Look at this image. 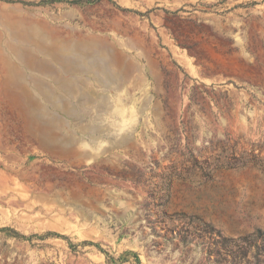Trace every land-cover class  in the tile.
Here are the masks:
<instances>
[{"label": "rangeland", "instance_id": "374dc122", "mask_svg": "<svg viewBox=\"0 0 264 264\" xmlns=\"http://www.w3.org/2000/svg\"><path fill=\"white\" fill-rule=\"evenodd\" d=\"M0 0V264H264V0Z\"/></svg>", "mask_w": 264, "mask_h": 264}, {"label": "trees", "instance_id": "16d2710c", "mask_svg": "<svg viewBox=\"0 0 264 264\" xmlns=\"http://www.w3.org/2000/svg\"><path fill=\"white\" fill-rule=\"evenodd\" d=\"M81 2H82V0H74L71 3H73V4H80ZM88 2L89 3H93L94 1L93 0H89Z\"/></svg>", "mask_w": 264, "mask_h": 264}]
</instances>
